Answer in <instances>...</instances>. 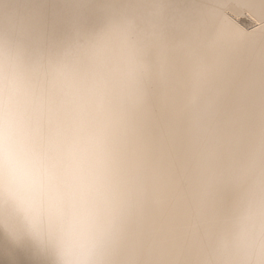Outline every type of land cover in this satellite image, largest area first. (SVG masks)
<instances>
[{
	"label": "snow or ice",
	"instance_id": "snow-or-ice-1",
	"mask_svg": "<svg viewBox=\"0 0 264 264\" xmlns=\"http://www.w3.org/2000/svg\"><path fill=\"white\" fill-rule=\"evenodd\" d=\"M101 220L93 264H264V0H0V225Z\"/></svg>",
	"mask_w": 264,
	"mask_h": 264
},
{
	"label": "clouds",
	"instance_id": "clouds-1",
	"mask_svg": "<svg viewBox=\"0 0 264 264\" xmlns=\"http://www.w3.org/2000/svg\"><path fill=\"white\" fill-rule=\"evenodd\" d=\"M105 230L106 222L103 220L92 229H58L54 237H50L46 227L39 229L28 223H19L15 225V231L9 232L0 225V250L10 247L35 252L52 239L58 264H93Z\"/></svg>",
	"mask_w": 264,
	"mask_h": 264
},
{
	"label": "bare ground",
	"instance_id": "bare-ground-1",
	"mask_svg": "<svg viewBox=\"0 0 264 264\" xmlns=\"http://www.w3.org/2000/svg\"><path fill=\"white\" fill-rule=\"evenodd\" d=\"M236 27L242 31H249L251 30L253 22L244 15H238L236 17ZM16 250H12V252H15ZM22 251V250H21ZM0 264H3L4 259H12L13 255L9 252V249L5 248L3 250H0Z\"/></svg>",
	"mask_w": 264,
	"mask_h": 264
}]
</instances>
